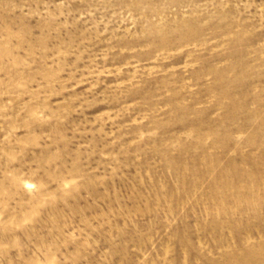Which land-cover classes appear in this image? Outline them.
I'll return each mask as SVG.
<instances>
[{
    "label": "rangeland",
    "instance_id": "obj_1",
    "mask_svg": "<svg viewBox=\"0 0 264 264\" xmlns=\"http://www.w3.org/2000/svg\"><path fill=\"white\" fill-rule=\"evenodd\" d=\"M241 261L264 0H0V264Z\"/></svg>",
    "mask_w": 264,
    "mask_h": 264
},
{
    "label": "bare ground",
    "instance_id": "obj_2",
    "mask_svg": "<svg viewBox=\"0 0 264 264\" xmlns=\"http://www.w3.org/2000/svg\"><path fill=\"white\" fill-rule=\"evenodd\" d=\"M234 109H235V108H234ZM240 260H241V259H240ZM239 263H241V264H244V262H242V261H241V262H239Z\"/></svg>",
    "mask_w": 264,
    "mask_h": 264
}]
</instances>
